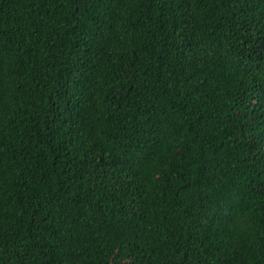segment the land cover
<instances>
[{"label": "trees", "instance_id": "trees-1", "mask_svg": "<svg viewBox=\"0 0 264 264\" xmlns=\"http://www.w3.org/2000/svg\"><path fill=\"white\" fill-rule=\"evenodd\" d=\"M0 264H264V0H0Z\"/></svg>", "mask_w": 264, "mask_h": 264}]
</instances>
